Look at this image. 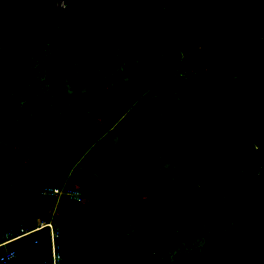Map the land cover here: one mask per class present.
<instances>
[{"label": "trees", "instance_id": "1", "mask_svg": "<svg viewBox=\"0 0 264 264\" xmlns=\"http://www.w3.org/2000/svg\"><path fill=\"white\" fill-rule=\"evenodd\" d=\"M54 2L0 0V49L47 27ZM65 4L50 29L0 54V237L24 221L35 227L56 206L66 264H264V91L258 102L227 87L213 93L202 74L264 85V0ZM176 70L190 109L165 108L159 119L156 107L145 110L141 122L157 126L144 135L112 144L89 134L88 109L68 113L70 91L158 83ZM161 157L198 178L169 175ZM40 160L48 171H37ZM16 165L36 171L20 175ZM46 185L80 188L83 199L57 202L41 195ZM49 244L40 232L19 240L11 264L49 259Z\"/></svg>", "mask_w": 264, "mask_h": 264}, {"label": "rangeland", "instance_id": "2", "mask_svg": "<svg viewBox=\"0 0 264 264\" xmlns=\"http://www.w3.org/2000/svg\"><path fill=\"white\" fill-rule=\"evenodd\" d=\"M202 74L207 77L205 88L207 91L213 93H218L220 87H227L234 92L243 94L247 100L258 102L261 99V93L264 91V85L247 81L241 76H236L231 73L216 76L212 75L210 71L204 70ZM180 75L181 72L176 70L173 74H169L167 78L163 79V81L161 80L158 83L144 85L139 84L137 81H131L128 78L120 79L108 84L105 92L100 94L92 90L88 91L87 89L79 93L70 91L67 110L69 113L71 110L88 109L92 116V126L90 127L89 134H96V136L104 134V136L110 140V143L117 144L123 141L129 134L144 135L157 126V122L154 120H148L147 124L141 122L143 116H150V114L145 111L149 108L156 107L159 110V113L154 116L155 119L160 118L161 112L165 108L181 113L189 111L192 94L181 91L179 86ZM188 75L190 74L188 73ZM143 87L147 90L146 94L134 104H139V108L136 111L130 108L131 113L128 112L125 115L123 126L117 129L116 134H110L111 129L109 128L117 121L121 112L126 109V106L132 103V99L137 98V92H139V89H143ZM18 148L19 145L15 144L14 161H19L18 159H21L18 155ZM161 161L162 167L165 170L164 172L169 175L174 173L175 175L177 174V176L194 180L199 176L198 172L193 167L176 164L167 157H161ZM35 166L40 173H43V170L48 171L45 168L46 164L43 163L42 160ZM33 167L34 166L16 165L13 171L20 175H24L26 172L36 171ZM80 183L81 182L78 181L76 186H80ZM151 202L150 214L157 216V200L153 199L150 203ZM145 215L146 213L144 212L142 216Z\"/></svg>", "mask_w": 264, "mask_h": 264}, {"label": "built area", "instance_id": "3", "mask_svg": "<svg viewBox=\"0 0 264 264\" xmlns=\"http://www.w3.org/2000/svg\"><path fill=\"white\" fill-rule=\"evenodd\" d=\"M41 195L44 197L56 199L57 202L67 196L73 201H81L83 199V192L80 188L64 185L53 186L46 185L41 189ZM56 206L51 209V217L40 219L38 224L31 228L26 221L19 229H8L3 237H0V261L3 264H11L20 255L21 251L17 247V242L23 238L29 237L36 233H43L49 240L51 257L49 259L40 260L38 264H66L63 254L62 244V228L55 221ZM39 238H35V244H38Z\"/></svg>", "mask_w": 264, "mask_h": 264}, {"label": "water", "instance_id": "4", "mask_svg": "<svg viewBox=\"0 0 264 264\" xmlns=\"http://www.w3.org/2000/svg\"><path fill=\"white\" fill-rule=\"evenodd\" d=\"M66 0H55L54 5H53V15L52 18L49 22V24L47 25V27H45L43 30L37 32V33H33L31 35H42L44 32H46L48 29H50L54 23L56 22L60 12L67 7V5L65 4ZM59 3H62V5L60 6ZM31 35H25L16 39H13L8 45H6L5 47L0 49V54H2V52H4L5 50H7L8 48H10L14 43H16L19 40H24L29 38Z\"/></svg>", "mask_w": 264, "mask_h": 264}, {"label": "crops", "instance_id": "5", "mask_svg": "<svg viewBox=\"0 0 264 264\" xmlns=\"http://www.w3.org/2000/svg\"><path fill=\"white\" fill-rule=\"evenodd\" d=\"M40 260H42V259H40ZM40 260H38L35 264H38Z\"/></svg>", "mask_w": 264, "mask_h": 264}, {"label": "bare ground", "instance_id": "6", "mask_svg": "<svg viewBox=\"0 0 264 264\" xmlns=\"http://www.w3.org/2000/svg\"><path fill=\"white\" fill-rule=\"evenodd\" d=\"M59 5L61 6V5H62V3H59Z\"/></svg>", "mask_w": 264, "mask_h": 264}]
</instances>
